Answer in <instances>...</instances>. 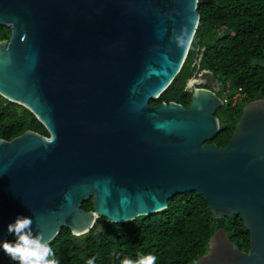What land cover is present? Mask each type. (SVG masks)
Listing matches in <instances>:
<instances>
[{"label": "water", "instance_id": "water-1", "mask_svg": "<svg viewBox=\"0 0 264 264\" xmlns=\"http://www.w3.org/2000/svg\"><path fill=\"white\" fill-rule=\"evenodd\" d=\"M200 18L198 0H0L10 28L0 94L48 131L0 137V244L17 216L49 242L62 226L79 235L99 217L128 221L196 190L250 234L245 251L218 228L198 264H264V98L243 106L223 146L209 141L224 102L201 58L187 106L150 102L179 72Z\"/></svg>", "mask_w": 264, "mask_h": 264}, {"label": "trees", "instance_id": "trees-1", "mask_svg": "<svg viewBox=\"0 0 264 264\" xmlns=\"http://www.w3.org/2000/svg\"><path fill=\"white\" fill-rule=\"evenodd\" d=\"M198 6L201 18L186 59L168 87L150 102L176 101L187 106L192 94L187 79L201 58V69L212 71L218 80V95L228 81L233 92L241 88L248 94L238 104L225 103L216 110L220 130L209 141L223 146L243 106L264 98V0H198ZM9 33L8 26L0 25V39ZM26 129L48 135L28 108L0 94V137L10 139ZM82 207L92 209V199L83 201ZM218 228L240 249L248 250L250 234L242 217L216 218L206 198L193 190L175 194L157 212L128 221L115 223L99 217L79 235L62 226L49 246L59 264H87L90 259L94 264H122L125 258L136 261L149 254L156 257L155 264H198ZM14 240V234H9L5 241ZM0 264H15L2 248Z\"/></svg>", "mask_w": 264, "mask_h": 264}, {"label": "clouds", "instance_id": "clouds-1", "mask_svg": "<svg viewBox=\"0 0 264 264\" xmlns=\"http://www.w3.org/2000/svg\"><path fill=\"white\" fill-rule=\"evenodd\" d=\"M32 224L31 218L17 216L15 221L8 225V232L15 236L14 242L4 241L0 244V248L15 264H59L53 249L49 246V242L44 240L43 235L40 232L33 234ZM155 262L156 257L149 254L140 256L136 261L125 258L122 264H155ZM87 264H94V260H88Z\"/></svg>", "mask_w": 264, "mask_h": 264}, {"label": "built area", "instance_id": "built-area-1", "mask_svg": "<svg viewBox=\"0 0 264 264\" xmlns=\"http://www.w3.org/2000/svg\"><path fill=\"white\" fill-rule=\"evenodd\" d=\"M219 90V87L217 91ZM248 94L243 91L241 88L237 89L235 92L232 91L231 89V83L228 81L226 85L222 89V94L221 97L223 99L224 104H229V105H236L239 102L243 101Z\"/></svg>", "mask_w": 264, "mask_h": 264}, {"label": "flooded vegetation", "instance_id": "flooded-vegetation-1", "mask_svg": "<svg viewBox=\"0 0 264 264\" xmlns=\"http://www.w3.org/2000/svg\"><path fill=\"white\" fill-rule=\"evenodd\" d=\"M8 36H9V35H8ZM8 36H7V37H8ZM7 37H6V38H7ZM199 74H202V75L200 76V78H203L202 81L207 82V83H209L210 85L215 84L214 81H213V79H212L207 73H203V70L200 71ZM199 74L197 75V77H199ZM218 87H219V85L217 86V88H218Z\"/></svg>", "mask_w": 264, "mask_h": 264}, {"label": "bare ground", "instance_id": "bare-ground-1", "mask_svg": "<svg viewBox=\"0 0 264 264\" xmlns=\"http://www.w3.org/2000/svg\"><path fill=\"white\" fill-rule=\"evenodd\" d=\"M198 79V78H197ZM196 81H199V80H196ZM195 82V79L193 80V82L192 83H194Z\"/></svg>", "mask_w": 264, "mask_h": 264}]
</instances>
